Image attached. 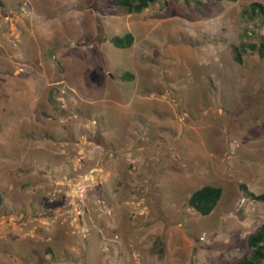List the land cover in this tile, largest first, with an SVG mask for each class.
<instances>
[{
    "label": "rangeland",
    "instance_id": "obj_1",
    "mask_svg": "<svg viewBox=\"0 0 264 264\" xmlns=\"http://www.w3.org/2000/svg\"><path fill=\"white\" fill-rule=\"evenodd\" d=\"M200 1L0 0V264L248 254L264 223V57L248 48L264 27L248 10L264 0ZM204 185L222 189L207 215L188 205Z\"/></svg>",
    "mask_w": 264,
    "mask_h": 264
},
{
    "label": "trees",
    "instance_id": "obj_2",
    "mask_svg": "<svg viewBox=\"0 0 264 264\" xmlns=\"http://www.w3.org/2000/svg\"><path fill=\"white\" fill-rule=\"evenodd\" d=\"M158 0H116V7L125 13H138ZM200 4V0H193ZM250 17H259L264 27V6L259 2L250 4ZM247 10L244 13H248ZM134 40L130 32L124 35H115L110 38L111 43L120 48L128 47ZM251 51H256L260 57H264V32L259 35L256 43L248 44ZM234 59L241 61L240 52L235 48ZM131 76V74H128ZM222 189L219 186L204 185L196 189L188 198V205L201 215L209 214L218 203ZM256 199L264 200V195L256 196ZM248 254L234 264H264V223L260 224L254 233L247 239Z\"/></svg>",
    "mask_w": 264,
    "mask_h": 264
},
{
    "label": "crops",
    "instance_id": "obj_3",
    "mask_svg": "<svg viewBox=\"0 0 264 264\" xmlns=\"http://www.w3.org/2000/svg\"><path fill=\"white\" fill-rule=\"evenodd\" d=\"M28 28H29V27H28ZM28 28H27V29H28ZM32 38H35V36H32Z\"/></svg>",
    "mask_w": 264,
    "mask_h": 264
}]
</instances>
